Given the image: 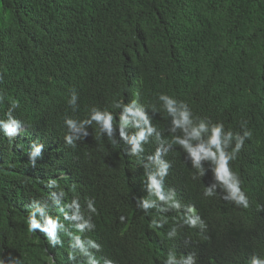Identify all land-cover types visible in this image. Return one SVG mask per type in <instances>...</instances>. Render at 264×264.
<instances>
[{
	"label": "trees",
	"instance_id": "trees-1",
	"mask_svg": "<svg viewBox=\"0 0 264 264\" xmlns=\"http://www.w3.org/2000/svg\"><path fill=\"white\" fill-rule=\"evenodd\" d=\"M72 88L75 112L67 104ZM161 92L226 130L240 131L247 121L252 136L232 167L248 209L225 201L219 189L204 197L211 171L193 179L186 154L174 146L165 157L172 164L165 187L194 205L206 228L183 226V209L145 215L135 201L147 196V161L129 156L118 131L121 145L100 138L95 125L75 148L66 144L65 115L83 120L92 105L119 113L115 102L136 95L159 108ZM0 94V117L15 100L13 115L26 124L11 141L0 133V258L83 264L82 257L69 259L67 236L64 247H52L40 230L27 232V206L54 191L45 186L49 178L63 189L62 203L78 198L91 217L95 227L84 235L101 244L98 258L163 264L174 251L196 264H247L253 254L264 256V0H0ZM153 124L171 138L166 113L155 114ZM33 141L44 145L35 168L27 154ZM156 147L146 144L144 156ZM89 198L95 214L86 209ZM153 216L167 223L153 230Z\"/></svg>",
	"mask_w": 264,
	"mask_h": 264
},
{
	"label": "clouds",
	"instance_id": "clouds-1",
	"mask_svg": "<svg viewBox=\"0 0 264 264\" xmlns=\"http://www.w3.org/2000/svg\"><path fill=\"white\" fill-rule=\"evenodd\" d=\"M4 100L5 96L0 94V102ZM157 100L159 108L156 104L145 106L136 95L127 104L123 101L115 102L113 107L119 109V113L92 105L87 109L86 118L83 120L65 115L63 123L68 129L64 136L65 142L68 146L75 148L78 141L89 135V126L95 125L100 138L106 137L108 142L114 146L121 145L116 137L118 131L119 138L126 145L129 156L145 158L147 161L144 164V188L147 196L137 197L135 201L136 208L145 215L151 216L152 209L160 213L183 209L181 217L183 226L193 229L206 228L195 206L182 204L177 198L176 190L165 187V179L172 167L171 162L165 157L174 146H179L186 154V161L191 163V168L194 170L193 179L197 176L204 177L207 171H211L213 182L203 189L204 197L216 196L217 189H219L225 201L238 208L248 209L250 198L242 187L243 181L240 175L232 167V162L237 159L245 141L252 136L247 121H240V131L226 130L222 122H214L209 117L195 115L185 100L164 92L158 94ZM78 101L77 90L70 89L67 104L74 112L79 107ZM9 103L6 118L0 117V133L11 141L20 135L21 129L26 124L13 115V112L20 106L19 102L11 100ZM149 110H151V115ZM161 112L166 113L170 118L168 128L171 134L170 139H165L157 126L153 124V116ZM152 141H155L157 147L145 157V145ZM43 149L42 143L32 142L27 152L28 163L31 167H36L37 158L41 157ZM205 162L208 163V168L205 167ZM45 186L54 191L47 198L32 200L27 206L24 221L27 232L34 234L36 230H40L52 247L57 245L64 247L62 236H67V251L71 260H76L79 256L83 258V264H115L112 259L98 258L96 253L101 251V244L84 235L92 231L95 225L91 217H85L79 199L73 198L68 204L62 203L64 191L60 189L56 179L49 178ZM86 209L90 213H96L97 209L93 199L89 198L86 201ZM119 219L124 222L126 217L122 215ZM65 222L71 225L72 230L66 227ZM165 223L167 220L163 216L159 219L153 216L149 227L157 230L163 228ZM175 231L176 229L173 228L169 235H174ZM0 264H24V261L18 257L11 259L10 255L8 261L0 258ZM163 264H196V260L191 254L178 258L174 251H169ZM247 264H264V256L253 254Z\"/></svg>",
	"mask_w": 264,
	"mask_h": 264
},
{
	"label": "bare ground",
	"instance_id": "bare-ground-1",
	"mask_svg": "<svg viewBox=\"0 0 264 264\" xmlns=\"http://www.w3.org/2000/svg\"><path fill=\"white\" fill-rule=\"evenodd\" d=\"M207 164V163H206Z\"/></svg>",
	"mask_w": 264,
	"mask_h": 264
}]
</instances>
